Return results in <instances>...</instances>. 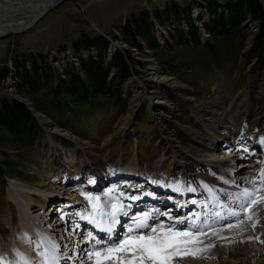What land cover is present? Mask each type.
<instances>
[{
  "label": "rangeland",
  "instance_id": "obj_1",
  "mask_svg": "<svg viewBox=\"0 0 264 264\" xmlns=\"http://www.w3.org/2000/svg\"><path fill=\"white\" fill-rule=\"evenodd\" d=\"M98 37L106 45L87 43ZM114 48L128 73L114 63ZM95 65L108 69L104 80L98 81ZM152 65L185 85L179 90L164 87L178 106L157 105L154 124L150 101L136 97L134 90L139 84L152 85L146 80ZM218 83L228 92L226 98L239 97L251 108L258 104L264 85V0H65L31 28L0 37V110L7 105L13 113L0 120V264H7L13 252L28 256L31 264L43 260L41 244L24 227L23 209L11 188L47 177L51 124L92 144L91 155L99 160L124 155L127 176L121 179L129 189L132 170L139 163L146 169L157 162L160 146L194 151L197 143L186 127L194 114H204ZM134 99L140 106L130 126L125 120ZM13 101L28 113H21ZM149 124L153 133L147 137L143 129ZM61 142L70 147L68 140ZM258 149L253 148L252 158ZM172 156L170 151L168 159ZM60 185L56 182L55 191ZM20 196L36 208L32 197ZM31 213L32 221H45L43 210ZM45 222L44 231L54 237L49 220Z\"/></svg>",
  "mask_w": 264,
  "mask_h": 264
},
{
  "label": "bare ground",
  "instance_id": "obj_2",
  "mask_svg": "<svg viewBox=\"0 0 264 264\" xmlns=\"http://www.w3.org/2000/svg\"><path fill=\"white\" fill-rule=\"evenodd\" d=\"M46 1L0 0V26H3L0 29V36L15 34L7 29L32 19ZM197 11V15L201 14L200 9ZM146 80L152 83L150 87L139 84L134 90L137 91L136 97L150 101L148 107L154 124L158 122L155 112L157 105L171 109L178 106L173 99L167 97L164 87L170 86L179 90L185 88V85L174 81L173 77L166 75L157 65H152L148 69ZM129 87L130 82L126 85V90ZM152 94L156 95L158 100H155ZM227 94L221 84H215L212 102H207L209 107L204 110L202 116L194 114L189 121L187 131L197 143L194 151L187 148L181 153L174 150L172 144L160 146L157 162L146 169L139 163V167L132 170L133 174L128 176L132 182L129 189H125L127 187L123 183L125 179H121L126 177L127 171L123 165L124 155L112 157L107 161L99 160L91 155L92 144L61 129L58 125L51 124L47 130L49 137L47 149L50 152V160H47L46 165L47 177L40 179L35 185L26 182L13 183L11 188L15 194L12 197L22 206L21 217L24 227L41 244L38 247L39 254L45 249L51 252L55 248V255L59 258L60 264H91L88 252L92 250L94 241H90L89 236L74 229L82 222L83 215L89 214L85 207L87 200L91 198L88 201L97 204L100 216L109 214L113 204L123 205V211L128 215H122L125 222L129 220L125 223L126 230L133 226L134 217H142L146 212L155 217L148 221L150 225L163 222L165 226H171L175 221H169L166 216L161 215L167 212L177 220L183 221L177 223L179 229H186L193 221L203 227L206 235L199 237L202 242L192 246L201 251L195 255L178 256L174 258L173 264H264V242H261L264 241V201H259L248 211L241 207L257 196H264V191L259 192L262 194L256 193V189H264V183L261 182V170H264V143H261L264 141V85L260 86L259 101L254 108H251L244 99L239 100V97L226 98ZM214 99L218 101L214 102ZM136 101L137 99H134L125 120L126 125H134L140 106ZM143 133L150 137L153 126L151 124L146 126ZM160 137L159 141H163ZM64 139L68 140L70 147L62 146L61 141ZM260 146L256 157L252 158L253 148ZM170 151L173 153L171 160L168 159ZM190 161L193 162L192 166H189ZM246 167L249 169L245 170ZM79 181L84 183V187L71 190V184ZM56 182L61 184L57 188L59 191H55ZM157 188L159 192L156 191ZM245 188L256 194L251 198L243 196ZM20 192L37 201L36 208L33 206L35 209H29ZM32 192L40 196L31 195ZM97 197L99 201L96 200ZM143 197H147L146 200L149 202H140ZM51 198L53 200H49V203H53V211H58V214L55 212L54 222L49 225L59 243L51 241L48 233L44 231L47 214L43 217L45 220L43 223L30 219L31 210L32 212L44 210L46 202ZM216 213H219V216ZM232 213H240L239 218ZM249 215L252 219L246 222ZM66 219L70 221L69 228L67 222L65 223ZM240 220L243 223H239ZM229 224L234 227L229 228ZM253 224L256 225L255 228ZM59 230L64 233H60ZM125 233L126 231L120 228L115 232L113 239H119ZM95 238L106 240L105 236ZM60 243L63 248L58 249ZM11 256L7 264H11V261L23 264L21 256L29 258L15 252L11 253ZM63 258L69 262H61Z\"/></svg>",
  "mask_w": 264,
  "mask_h": 264
},
{
  "label": "snow or ice",
  "instance_id": "obj_3",
  "mask_svg": "<svg viewBox=\"0 0 264 264\" xmlns=\"http://www.w3.org/2000/svg\"><path fill=\"white\" fill-rule=\"evenodd\" d=\"M261 182L264 183V170H261ZM252 183L254 184L255 181ZM190 190L194 191V189ZM261 191L264 189H256V193ZM256 193L245 188L242 195L251 198ZM96 200L99 201V198L97 197ZM259 201H264V196H257L256 199H252L250 203L242 204L241 207L248 211ZM92 207L96 209L97 204H93ZM123 207L120 205L118 208L117 204H113L112 212L108 214L111 220L106 224L96 221L94 217H84L90 223L95 224L96 228L107 234L106 240L96 239L89 234V240L94 241L92 250L88 252V259L91 264H173L174 258L178 256L195 255L201 251V249H194L192 246L202 242L199 237L206 235L204 228L193 221L188 224L186 229H179L176 225L183 223V221L177 220L167 212L161 213V215L166 216L169 221H175L171 226H165L163 222L150 225L148 221L155 219V217L146 212L142 217L133 218V226H129L121 238L113 239L116 227L120 224L118 215H128L126 211H123ZM216 215L219 216V213ZM232 215L239 218L240 213H232ZM248 218L252 219V216L249 215ZM239 223H243V221L240 220ZM228 227L232 228L234 225L229 224ZM255 227L256 225L253 224V228ZM249 239L252 238L249 237ZM257 239L259 238L257 237ZM212 246L208 245V247ZM40 255L43 257L41 264H59V258L55 255V248L51 252L45 249ZM21 259L23 264H31L22 256Z\"/></svg>",
  "mask_w": 264,
  "mask_h": 264
},
{
  "label": "trees",
  "instance_id": "obj_4",
  "mask_svg": "<svg viewBox=\"0 0 264 264\" xmlns=\"http://www.w3.org/2000/svg\"><path fill=\"white\" fill-rule=\"evenodd\" d=\"M259 11H260V9H259ZM87 43L91 44L92 46H96V45L104 46V45H106L107 40L105 38H103V37H98V38L92 39L90 41L88 40ZM87 43L85 42V44H87ZM113 61H114V63L119 65L120 68L122 69V71L126 74V72H127V64L124 61L122 55L120 54V52L118 50H115L113 52ZM86 66H87V63L81 62V67L83 69H85L89 73L90 72L89 70H91V69L85 68ZM95 68H96V71H97L98 81L104 80L105 76L107 75L108 69L107 68L103 69L99 65H95ZM73 78H74V80H77V82H79V80H78L79 78H78L77 73H75V72L73 73ZM13 102H14L15 106L19 109V111L21 113H23V112L26 113V114L28 113L26 111V109H25V106L21 102H19V101H13ZM12 114L13 113L10 112L9 106L5 105V108H2L0 110V120H3L1 118H9L10 116H12Z\"/></svg>",
  "mask_w": 264,
  "mask_h": 264
},
{
  "label": "water",
  "instance_id": "obj_5",
  "mask_svg": "<svg viewBox=\"0 0 264 264\" xmlns=\"http://www.w3.org/2000/svg\"><path fill=\"white\" fill-rule=\"evenodd\" d=\"M63 1L65 0H47L42 6L41 8L38 10V12L33 16L32 19H30L29 21L21 24V25H17L15 27H10L7 29V31H12L15 33H19V32H23L29 28H31L34 24H36L48 11L56 8L58 5H60ZM3 28V26H0V29ZM98 29V28H97ZM3 35H1L0 37H2Z\"/></svg>",
  "mask_w": 264,
  "mask_h": 264
}]
</instances>
